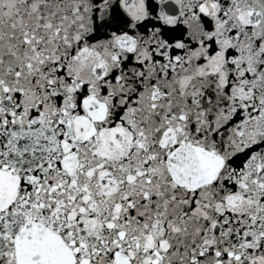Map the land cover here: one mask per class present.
<instances>
[{"label":"snow or ice","instance_id":"obj_1","mask_svg":"<svg viewBox=\"0 0 264 264\" xmlns=\"http://www.w3.org/2000/svg\"><path fill=\"white\" fill-rule=\"evenodd\" d=\"M0 264H264V0H0Z\"/></svg>","mask_w":264,"mask_h":264}]
</instances>
